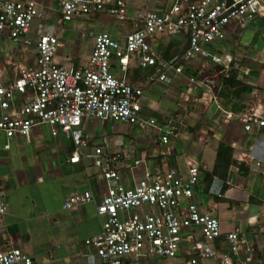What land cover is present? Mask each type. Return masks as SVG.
<instances>
[{
    "label": "crops",
    "instance_id": "1",
    "mask_svg": "<svg viewBox=\"0 0 264 264\" xmlns=\"http://www.w3.org/2000/svg\"><path fill=\"white\" fill-rule=\"evenodd\" d=\"M22 1L37 6L43 13L40 22L52 25L55 16L61 15L57 0ZM151 1L136 0L130 7H145ZM88 15L104 24L117 21L106 12ZM39 23L33 25V31ZM5 40L11 45L6 55H13L14 64L34 62V48L14 42L6 32H0V41ZM61 41L63 45L55 56L57 62L77 66L87 63L90 56L80 58L78 41ZM94 45L95 36L93 48ZM161 47L167 57V53L180 55L187 43L183 36L166 37ZM206 48L212 54H221L223 59L232 56L233 61L226 68L210 56L197 54L182 62V72L174 74L170 83L149 79V68L140 69L133 64L129 70V81L144 90L143 114L165 122L171 118L177 126L178 136L166 144L153 128L89 118L83 120L84 132L95 130L96 134L85 132L87 144L79 149V161L71 162V138L63 132L53 135L48 125L34 127L30 141L22 135L9 139L0 131V194L7 203L6 212L0 215V224L4 226L0 248H20L32 256V264H101L94 247L85 240L102 230L105 219L97 214V205L108 189L104 169L115 168L121 184L128 187L136 185L148 172L173 167L186 175L189 166L197 165L199 185L194 199L198 200L204 192L207 207L203 206V210L215 213L224 233L235 228L245 233L252 246L250 252L241 246L239 253L232 255L235 262L264 264V126L255 124L251 130L244 126L247 112L253 111L264 119V14L249 22H232L226 37ZM141 78L148 81H138ZM110 124L118 127L109 128ZM127 137L135 143L132 154ZM7 143L9 148L5 147ZM96 147L107 155L101 156V166L94 162ZM133 157L134 164L129 165ZM86 190L92 192V200L63 207L70 194ZM185 233L200 237L198 227ZM216 244L228 251L223 236ZM188 245L183 244L182 254L169 260L170 264L182 263Z\"/></svg>",
    "mask_w": 264,
    "mask_h": 264
},
{
    "label": "built area",
    "instance_id": "2",
    "mask_svg": "<svg viewBox=\"0 0 264 264\" xmlns=\"http://www.w3.org/2000/svg\"><path fill=\"white\" fill-rule=\"evenodd\" d=\"M129 1L57 0L61 15L56 23L60 26L93 12H106L130 26L123 36L94 34L90 58L77 66L56 61L57 49L63 43L53 24L40 22L33 31V22L43 18L34 3L0 0V32L35 49L32 64H13V78L0 82V131L7 138L22 135L30 141L34 127L48 125L53 135L63 132L71 138L74 150L70 161L77 162L79 149L88 139L83 120L99 118L153 128L166 144L178 136L177 126L171 118L165 122L143 114L144 90L129 81L131 66L149 68V79L166 83L182 72V62L197 54L210 56L228 68L232 56L223 59L206 45L223 40L232 22H249L264 14L263 0H152L157 4L155 9L133 10ZM175 36H183L187 47L180 55L167 58L162 43L166 37ZM245 119L246 130L255 124L264 126V119L253 111L247 112ZM95 152L94 162L101 166V156L107 155L101 147ZM199 173L197 165L189 166L186 175L168 167L148 172L136 185L126 187L115 168L104 169L108 189L97 205V214L105 219L102 230L85 243L94 247L101 264H142L144 259L150 264H170L169 260L182 254L184 243H189L188 254L181 264H237L232 255L238 254L241 246L250 252L252 246L245 233L238 228L224 233L219 218L198 206L194 197ZM92 199L90 190L72 193L63 207ZM6 210L7 203L0 194V215ZM194 227L200 230L199 238L185 233ZM3 229L0 224V233ZM222 236L228 251L216 244ZM32 263V256L20 248H0V264Z\"/></svg>",
    "mask_w": 264,
    "mask_h": 264
},
{
    "label": "rangeland",
    "instance_id": "3",
    "mask_svg": "<svg viewBox=\"0 0 264 264\" xmlns=\"http://www.w3.org/2000/svg\"><path fill=\"white\" fill-rule=\"evenodd\" d=\"M134 1L136 0H130L129 3L134 4ZM156 7H157V4L156 2H153V1L147 3V5L145 4V8L155 9ZM59 16L60 15L57 14L52 22L53 27L55 28V31L59 35L60 39L79 42V53L78 54L82 60L86 59L92 53L93 42H94V35H91L92 32L96 34L101 31H110L113 34L120 35V34H124L130 31V26L125 21L117 20L114 24H111V23L104 24L97 17L93 15L77 17L69 22H64L63 26H60L56 23V20L59 18ZM39 22H40V19H36L33 22V25H37ZM10 47L11 45L8 43V41L6 40L3 42L0 41V53L3 56L2 60H0V82L1 83H6L10 79V77L13 78L12 67L15 62V59L13 55L12 56L10 54L6 55V53L10 51L9 50ZM22 49L23 50L26 49L24 45H22ZM20 62H23V61H20ZM63 63H66V61H63ZM20 65L23 66L22 63ZM147 81L148 79H145V80L142 79V83L147 82ZM116 124L114 125L110 124L109 128L110 127L115 128L116 126L118 127V125ZM88 131L89 133L96 134L95 130H85L86 133ZM123 133L125 134V132ZM95 140L97 139L95 138ZM99 141H102V140H98V142ZM68 142H70V140ZM126 142H128V147L130 148L129 151H130V154H132L133 152L131 149H134L135 143L133 142L131 138H128V137L126 138ZM172 150L173 148L171 149V151ZM134 158L135 157L132 158L131 162L128 161L129 165L134 164ZM128 175L131 176L129 171H128ZM205 200H207L206 194H204V192H201L198 198V201H199L198 206L207 207V202ZM200 203H203V204L201 205ZM231 222L233 224L236 222L234 220V214L232 215ZM240 224H244V222H241ZM142 264H150L149 259H144Z\"/></svg>",
    "mask_w": 264,
    "mask_h": 264
},
{
    "label": "trees",
    "instance_id": "4",
    "mask_svg": "<svg viewBox=\"0 0 264 264\" xmlns=\"http://www.w3.org/2000/svg\"><path fill=\"white\" fill-rule=\"evenodd\" d=\"M263 1H264V0H263ZM173 55H174V53H170V54L167 53L166 56H167V57H171V56H173ZM227 166H228V164H227ZM227 166H226V167H227ZM215 171H217V169H215ZM221 174L224 175V173H221ZM224 176H225V175H224Z\"/></svg>",
    "mask_w": 264,
    "mask_h": 264
}]
</instances>
